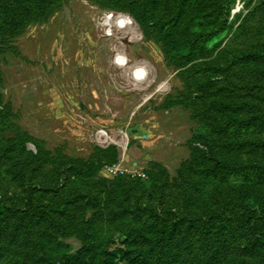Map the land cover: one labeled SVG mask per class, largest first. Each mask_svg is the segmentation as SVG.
Segmentation results:
<instances>
[{
    "label": "rangeland",
    "instance_id": "rangeland-1",
    "mask_svg": "<svg viewBox=\"0 0 264 264\" xmlns=\"http://www.w3.org/2000/svg\"><path fill=\"white\" fill-rule=\"evenodd\" d=\"M128 2L0 0V264H49L30 256L40 232L72 251L130 232L147 264H264V182L240 170L264 164V131L241 150L216 135L227 120L264 118L253 73L264 64L244 60L264 43V0H189L163 29L166 10L138 21ZM191 46L198 57L184 58ZM110 146L109 164L99 149ZM219 158L231 164L213 174ZM180 217L184 231L197 226L172 246L146 236Z\"/></svg>",
    "mask_w": 264,
    "mask_h": 264
},
{
    "label": "trees",
    "instance_id": "trees-1",
    "mask_svg": "<svg viewBox=\"0 0 264 264\" xmlns=\"http://www.w3.org/2000/svg\"><path fill=\"white\" fill-rule=\"evenodd\" d=\"M122 1H129L128 4L130 6L139 9L140 15L135 16L138 21L141 20V17L149 18V16H153L152 13L156 15V11L159 10V8H162L163 11L166 10L164 11L166 13L163 12L164 15H156V20L154 19V26L156 27V29L162 28L158 25V22L166 21L167 16H169L171 19L176 17L178 20H180L183 14L188 11L189 2V0H178L177 6L172 10L168 7V1L165 2L164 0ZM116 4L118 5L119 3ZM0 31L4 32L2 25L0 26ZM174 31H179V29ZM156 34H160L161 37L171 36V34H168V31L162 30L156 31ZM173 47L176 48L174 45ZM184 49H186L187 53L186 56H183L184 58L187 57L188 59H191L198 57L196 56V47L191 46ZM229 53H231V50H229L228 47L225 49H220L217 58L219 59L218 61L227 60L226 58H228ZM244 60L245 62H249L252 64L254 62H261L264 64V43L260 47L249 52L248 55L244 57ZM253 73L259 76L258 79L264 77V65L262 68L253 71ZM228 124L229 121L227 120L225 126H217L218 129L216 131V135L223 136V134L227 133V139H230L233 142L232 145L233 147H235L234 150H241L244 146H246V144L250 146L251 144L249 142L245 143V138L249 139V135L251 133H259L261 131H264V118L262 116H249L239 120L234 118V120H232V123L229 125ZM99 152L103 153L101 159L104 160V162L110 164L116 161L117 150L115 147L110 146L107 149H99ZM247 152H249V149ZM229 164H231V162H227V159H217V169L213 174H218L220 170L226 171ZM240 170H243L245 172V176L243 178L245 184L251 185L255 182H264V164L261 163V161L258 162L255 159L253 161L251 160L245 167H241ZM255 175H257L258 178H255ZM241 199L243 204L248 203L249 199H251L252 206H261L259 199H257V197L255 196L248 195L247 192L242 193ZM8 210L9 209L0 205V228ZM209 214L210 217L219 219V221L221 222V227H223V234L232 231L231 223L229 222L226 215L216 213V211L213 210H211ZM182 218L183 217L176 218L173 221H170L171 219H167L168 221H164V223L159 226L148 225L147 230L145 231L147 232V234L149 233V235L146 236H152L151 238H157L160 241L172 246L177 240L176 236L178 234L184 232L188 233L191 229H194L197 226L196 219H190L188 220L190 222L188 225V229L184 231ZM42 220L43 217L39 219V221ZM150 232H152L151 235ZM91 237L93 236L91 235ZM262 238L263 239L260 240L264 242V235H262ZM94 239H84L81 246L75 251H72L70 244L54 238L47 232H40L36 236L35 245L31 247L32 251H34L35 253L31 254L30 256L31 258H34L35 254H39L45 259V262L48 261L49 264H147L149 261L147 253L138 242L137 237L130 232L120 233L117 236V240L110 241L103 246L98 244Z\"/></svg>",
    "mask_w": 264,
    "mask_h": 264
},
{
    "label": "bare ground",
    "instance_id": "bare-ground-1",
    "mask_svg": "<svg viewBox=\"0 0 264 264\" xmlns=\"http://www.w3.org/2000/svg\"><path fill=\"white\" fill-rule=\"evenodd\" d=\"M138 71H139V70H138ZM138 71H136V73H137Z\"/></svg>",
    "mask_w": 264,
    "mask_h": 264
}]
</instances>
